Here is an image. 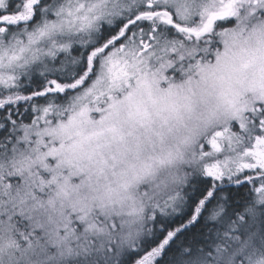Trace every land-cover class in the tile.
Instances as JSON below:
<instances>
[{
	"label": "snow or ice",
	"instance_id": "obj_1",
	"mask_svg": "<svg viewBox=\"0 0 264 264\" xmlns=\"http://www.w3.org/2000/svg\"><path fill=\"white\" fill-rule=\"evenodd\" d=\"M0 264H264V0H0Z\"/></svg>",
	"mask_w": 264,
	"mask_h": 264
}]
</instances>
